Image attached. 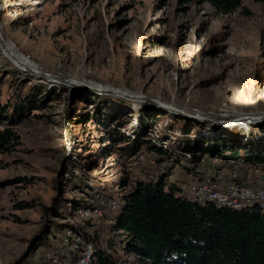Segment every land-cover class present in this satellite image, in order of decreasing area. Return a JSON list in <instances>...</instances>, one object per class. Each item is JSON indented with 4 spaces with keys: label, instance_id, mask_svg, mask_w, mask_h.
I'll list each match as a JSON object with an SVG mask.
<instances>
[{
    "label": "rangeland",
    "instance_id": "374dc122",
    "mask_svg": "<svg viewBox=\"0 0 264 264\" xmlns=\"http://www.w3.org/2000/svg\"><path fill=\"white\" fill-rule=\"evenodd\" d=\"M0 31L39 72L77 82L37 78L0 45V101L30 107L0 156V264H71L83 235L138 264L111 220L139 183L263 180L264 162L188 148L264 145V121L242 122L264 117V0L227 15L206 0H0Z\"/></svg>",
    "mask_w": 264,
    "mask_h": 264
},
{
    "label": "trees",
    "instance_id": "16d2710c",
    "mask_svg": "<svg viewBox=\"0 0 264 264\" xmlns=\"http://www.w3.org/2000/svg\"><path fill=\"white\" fill-rule=\"evenodd\" d=\"M206 1L217 12L227 15L241 8L244 0ZM29 108V105L21 104L10 113L0 101V156L21 145L15 127L24 120L23 112ZM203 142L204 139L189 146L188 152L195 156L202 151L230 160L243 157L253 165L264 162L263 144L247 145L241 152L226 142L208 148H203ZM159 152L165 153L162 149ZM242 182L240 180L239 184ZM178 191L174 185L167 184L165 173H160L157 182L139 183L125 197L120 214L111 220L115 231L125 237V251L132 254L138 264H264V206L233 210L192 202L177 196ZM60 204L59 199L51 212L57 215ZM77 209L75 205V211ZM70 229L73 231L74 227ZM95 249V264H129L123 257L115 255L117 253ZM70 254L73 264L78 253L70 251Z\"/></svg>",
    "mask_w": 264,
    "mask_h": 264
},
{
    "label": "built area",
    "instance_id": "2783aa9c",
    "mask_svg": "<svg viewBox=\"0 0 264 264\" xmlns=\"http://www.w3.org/2000/svg\"><path fill=\"white\" fill-rule=\"evenodd\" d=\"M204 154L210 155L207 152H204ZM218 159L219 157H214V160ZM258 183V185L252 187L248 184H237L232 182L229 183L225 188H220L218 187V185L213 183H197L191 187V196L189 199L195 203L215 204L219 207L229 208L233 210H242L244 208H250L255 205L263 207L264 177L263 180ZM111 203L113 208L116 209V202L111 201ZM84 211L90 212L91 209L88 208ZM78 238L80 237L78 236ZM83 243L84 246H82L79 239L78 241H76V249L78 250V252H82L83 250H85V255H83L82 258H80L74 264H89L91 262V258H94L96 255L94 246L90 242L84 240Z\"/></svg>",
    "mask_w": 264,
    "mask_h": 264
},
{
    "label": "bare ground",
    "instance_id": "6f19581e",
    "mask_svg": "<svg viewBox=\"0 0 264 264\" xmlns=\"http://www.w3.org/2000/svg\"><path fill=\"white\" fill-rule=\"evenodd\" d=\"M0 33H1V31H0ZM1 35H2V33H1ZM2 37H3V35H2ZM4 40V39H3ZM1 45V44H0ZM3 45H5L6 46V49L4 50L3 49V51H4V55L7 57V58H9L15 65H17L18 67H21V68H27V69H25L26 71H33L34 73H35V75L37 76V75H41V76H43L44 77V74L43 73H41V72H39L34 66H32V65H30L26 60H24L23 58H21L20 56H18L15 52H14V50H13V48L10 46V45H8V43H6L5 41H4V43H3ZM1 48H2V46H1ZM32 72V73H33ZM58 78V77H57ZM48 82H50V83H54V82H57V80H54L55 78L54 77H52L51 75L50 76H48V77H46L45 78ZM64 83L63 84H65V85H69V86H72V85H77L76 83V81L75 80H66V79H64ZM76 82V83H75ZM79 83V82H78ZM90 87L92 88L91 90H93V91H96V92H104V93H112L113 95H123L124 97H130L128 94H124V93H122V92H120V91H117V90H115V89H112V88H109L108 86H106V87H101V86H96V85H90ZM94 88V89H93ZM130 98H142V97H137V96H131ZM159 107H161V108H163V106H159ZM173 107V106H172ZM174 108V107H173ZM174 109H177V108H174ZM177 113H178V111H176ZM175 113V112H174ZM244 121H242V122H244L245 123V121H246V123L245 124H247V121H252V122H263L264 120L263 119H261V118H251V119H243ZM208 123H210V121L208 122ZM212 124L214 123V122H211ZM236 123V122H235ZM216 124H218V125H226V124H220V123H216ZM245 124H243V125H245ZM242 125V124H241Z\"/></svg>",
    "mask_w": 264,
    "mask_h": 264
},
{
    "label": "water",
    "instance_id": "95a60500",
    "mask_svg": "<svg viewBox=\"0 0 264 264\" xmlns=\"http://www.w3.org/2000/svg\"><path fill=\"white\" fill-rule=\"evenodd\" d=\"M3 43H4V40H3V37H2V35H1V33H0V44H1V46H2V49H6V46L5 45H3ZM31 72V71H30ZM32 73V72H31ZM32 74H34V73H32ZM36 76V75H35ZM48 76H50V74H45L44 73V77L43 76H40V75H37V78H41L42 80H44V78H46V77H48ZM54 80H57V81H59V82H61V83H64L65 81H64V79L63 78H57V76H54ZM149 102H152V100H148ZM261 119H263L264 120V117H262Z\"/></svg>",
    "mask_w": 264,
    "mask_h": 264
},
{
    "label": "crops",
    "instance_id": "0c3cea01",
    "mask_svg": "<svg viewBox=\"0 0 264 264\" xmlns=\"http://www.w3.org/2000/svg\"><path fill=\"white\" fill-rule=\"evenodd\" d=\"M217 182H219V183H226L227 184L226 181L225 182H222L220 180H217ZM177 188L179 189V191L176 193L177 196H179V197H185V198H190L188 196V193H190V188H186L185 190L182 188V186L181 187L179 186Z\"/></svg>",
    "mask_w": 264,
    "mask_h": 264
}]
</instances>
